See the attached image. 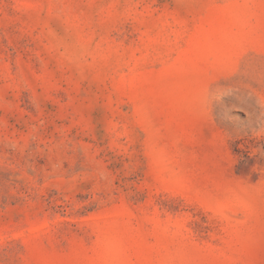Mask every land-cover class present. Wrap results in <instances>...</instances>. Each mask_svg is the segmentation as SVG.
<instances>
[{
    "label": "rangeland",
    "instance_id": "obj_1",
    "mask_svg": "<svg viewBox=\"0 0 264 264\" xmlns=\"http://www.w3.org/2000/svg\"><path fill=\"white\" fill-rule=\"evenodd\" d=\"M0 264H264V0H0Z\"/></svg>",
    "mask_w": 264,
    "mask_h": 264
}]
</instances>
